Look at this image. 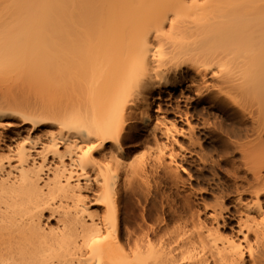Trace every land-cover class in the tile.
<instances>
[{
  "label": "bare ground",
  "instance_id": "1",
  "mask_svg": "<svg viewBox=\"0 0 264 264\" xmlns=\"http://www.w3.org/2000/svg\"><path fill=\"white\" fill-rule=\"evenodd\" d=\"M217 1L224 0H0V71L76 91L67 104L0 94V264H264V164L247 166L264 150V0H243L257 3L250 5L256 13L232 10L255 15L242 26L236 17L239 29L236 14L220 11ZM249 32L258 40L247 43ZM186 79L187 90L220 118L207 129L227 176L207 214L215 227H204L193 211L192 229L175 227L173 237L163 235L165 226L163 236L132 225L122 232V201L130 208L136 192L130 181L148 185L149 169L164 163L154 156L152 164L129 165L126 130L138 120L156 142L164 139V150L179 144L177 135L191 140L192 126L185 134L177 118L151 115L152 99ZM153 110L161 112L160 104ZM42 126L54 128L47 143L38 137L16 151L6 144ZM232 153L249 172L241 174ZM122 176L129 187H119ZM121 188L130 190L125 199ZM225 201L236 207L235 230L219 226Z\"/></svg>",
  "mask_w": 264,
  "mask_h": 264
},
{
  "label": "rangeland",
  "instance_id": "2",
  "mask_svg": "<svg viewBox=\"0 0 264 264\" xmlns=\"http://www.w3.org/2000/svg\"><path fill=\"white\" fill-rule=\"evenodd\" d=\"M251 3L254 4L255 6L256 2H251ZM251 3L247 1H243V0H224V1H217L218 5L216 6L217 7L219 6L218 9L220 11L227 12L229 16L231 13V16L233 17L232 13L236 14L238 10L237 9L236 12H233L232 10H234L235 8L243 9L241 11L243 12L244 15H246V13L249 14V12H254L252 11L254 7L250 6ZM259 3H262V2H258V4ZM261 5H264V4H261ZM249 7L251 8V10L247 12L248 11L247 8ZM219 10H217L216 14L218 13ZM254 10H256V8ZM220 15H221V12H220ZM238 15L236 14V16L233 17L235 21L234 22L235 25L236 23L239 24V21H240V25L242 26L244 25L242 24L244 22L243 19H246L247 21L248 19H250L248 18L249 15H247L246 17L243 16L244 18H241L242 15L241 17ZM225 17H228V15ZM236 17H239V19L240 18L241 19L240 20L238 19L239 20L238 21ZM249 17L253 18L255 17V15L253 14L252 16H249ZM254 20H256V18ZM237 25L234 26L235 29L240 28V27L238 28ZM255 32H252V33L249 32V35L246 34L247 43L249 42L248 39H250L251 42L258 40V39L255 40L256 39ZM0 49H1V43H0ZM183 70H185V68H183ZM4 72H7V74H5ZM10 72L11 71H2V72L0 71V94L3 92H7V91H13V92L22 93L27 98H30L31 100H35V101H46L47 100V101H54L58 103V101L61 100V102L59 101L60 103H63L64 101V103L66 104L74 100L76 91H75V88H73V85H71L72 87H70L68 86V84L67 86H62L60 84L58 85V88H59L58 90L57 86L55 87L54 83H52L54 85H50L45 80H42L40 78H35V80H33L34 78H31V80L25 79L24 81H22V78H20V76L17 74L16 71H15L16 73L15 72L10 73ZM186 72L187 74L184 73L185 77L187 79H190V75H192L191 70H187ZM187 79L185 80V82L182 83V85L178 89H176L175 92L171 94L164 93L160 99H154V98L152 99L153 103H152L151 115L153 116V118H154V115L155 117L156 115L157 117L165 115L169 119L177 118L176 119L177 126L179 129L183 130L185 134L189 133L188 131L189 126L193 127V138L191 140H189L187 137H184L182 135H177L176 139L179 144L174 145L173 148H170L169 147L170 145L166 147V148L169 147L168 149L169 150L171 149L170 151L173 150L172 152H174L175 155L172 152L169 153L168 152L169 150L167 149L164 150L163 145H162V143H164V139L160 137V135H159L160 138L158 139V142H156L150 135H147V132L149 134V131H148L149 129L148 128H147L148 130L143 129L142 125L139 123L138 120L134 121L135 127H133L132 131H128V129L126 130V133L131 132V133H134L135 135L134 136L131 133L125 134L126 136L123 141V145L126 149V155H127V156L125 155V160L127 162L130 160L128 164L130 162H133L134 164L138 162L139 164L140 160L145 161L146 159L147 160L149 159L147 162L151 163L154 156H157V158L158 157L161 158L160 160L158 158V160L164 163L162 166L157 168L156 171L153 170L154 172L152 171V169H149L150 172H148L149 170L147 171L148 177L146 176V179H147L148 185L146 184L143 185L142 184L143 182L141 181L142 182L141 183L139 179H136L138 181H136L135 179H132L133 182L130 181L131 182L130 184L133 183V185L130 186V190L133 189V191H136V192H134L131 195V197L130 196L129 197L132 200L131 202L135 203V206L132 203L128 202L130 206V208H128L125 205L126 200H124L125 203L122 201L123 207L121 209V213L119 216L121 219L120 220V230L122 232L125 231L128 225L130 227L133 226L132 228L134 229L136 228L137 232H140V229L138 227L140 228L144 227V229L146 227L145 231H147L148 233H149V230L150 232L151 230L154 231V232H151V234L149 233L150 236H152V233H157L158 235H162L160 233H163V232H165L163 233V235L167 236L169 233L173 232L175 227H176L175 228L176 231L175 230L174 231L175 233H177L178 232L177 229L179 228L180 225H181L179 228L180 232H181V229L182 231H185V232L187 229V232H189L193 227V224H192L193 221L194 220L196 221V218L192 221L193 219L192 215H194L193 211L194 212L196 211L194 216L198 215L197 211H199L198 218L200 219L201 222H203L204 227L206 226L215 227L216 223L211 221V219L207 217L208 216L207 214L212 212L211 210L214 209L212 207L213 205L215 206L216 200L218 201L220 200L221 197H218L219 194L222 193V191L223 193H225L226 190L224 186L226 185L227 176L225 175L226 166L223 163L219 164V162L221 161L222 153L219 150L220 148L216 147L214 143V140L216 139V137L213 136L214 138H212V135L209 133V130L211 127L213 128L218 125L217 122H219L220 118L217 116V114H214L212 110L208 109V106H209L208 103L206 104L205 102H198V100L193 95V91L187 90L188 88L187 87L188 84L186 82L188 81ZM156 103H158L157 105L160 104L161 112L155 113V111L153 110V109H156L157 107ZM208 110H210V112ZM211 111H212V114H211ZM178 120H179V123H178ZM153 121L151 122V125L153 124ZM151 125L149 127H151ZM236 125H238L237 122H236ZM208 128L209 130H207ZM53 129L54 128H50L48 126H42L40 130L35 131L32 134L26 135V133L23 132L22 137L18 142L7 141L6 144H10L12 150L14 149L15 151L18 149L17 147H19V145L17 144H20V146L24 145V147H29L32 144V141H36L38 137H40L41 142L45 144L48 141L50 130H53ZM131 135H132V138H131ZM144 137H148L149 139H145ZM236 138L240 141L242 140V139H239L238 137H235L234 139ZM12 150L11 152H13ZM158 150H161V151L163 150L162 151L163 153L160 152V154L162 153V156L158 154L159 153ZM168 153L173 154L172 156L174 160L172 163H169L170 158H169ZM12 154L14 153H11L10 155ZM157 158L155 160H157ZM230 158L236 160L237 164H239L238 162L241 159L238 153H232ZM155 160H153V163L156 164L158 161L156 162ZM127 162L125 164H127ZM241 162L242 164L239 165L241 174H243V172L247 173L246 171L249 172V170L246 169L247 166L250 165L254 167L255 165L258 166L260 164L261 165L264 164L263 163L264 162V150H258V151L256 150V152H253V154L250 155V158L248 161L249 163L247 164V166H245L246 167L245 169L243 166V161ZM133 163H130L129 165H134ZM10 164L13 165L15 164V162L11 161ZM241 167H243V169ZM263 170L261 168L260 172L263 173L264 175ZM16 171L17 170H14L13 172L16 173ZM122 178L123 176L119 180V187H122L124 183L126 184L125 179H122ZM134 182L135 184H140L141 188H139L138 186L135 189ZM127 187L129 186L127 185ZM123 188H124V185H123ZM128 189H124L123 191L121 188V190L123 191V192L121 191V195L124 196L122 197L123 199H125V196L127 198V195L129 194V191H130ZM135 193H136V196L134 195ZM92 197H93L92 193H88V198L90 201L92 200ZM228 203L229 201H225L226 209L224 210L222 209L221 216H218L217 220H218L219 226L222 224L223 225L225 224V226L227 227L231 226V228L235 230L237 229L236 219L234 216L236 214L235 213L236 207L234 208L232 204H228ZM203 204H207L208 207L204 208ZM132 206H134V209L132 208ZM142 207H143V210H142ZM145 208L149 209L148 211L149 215L147 213V209ZM129 209L134 210L133 214ZM139 211L141 213L143 212L145 216L144 218L140 216L141 213H139ZM122 214H124V216H122ZM44 215L48 216V212H46ZM126 216L128 217V219H126L127 218ZM191 216H192V219H191ZM127 220H129V222H127ZM53 224H54V221L49 220L48 225H53ZM138 224L139 225L141 224V225L138 226ZM149 225L151 226L149 227ZM152 225L155 226L158 230L162 226L163 227L165 226V229L162 227L164 230H161V231L163 232H161L160 230L157 231L155 227L152 228ZM183 227H185V229ZM170 235L173 237L174 234H169L168 236ZM123 240L122 242H124ZM244 251H245V254H247L245 249Z\"/></svg>",
  "mask_w": 264,
  "mask_h": 264
}]
</instances>
